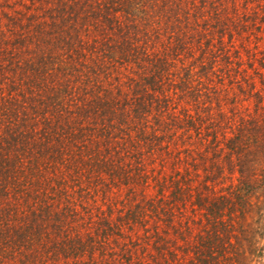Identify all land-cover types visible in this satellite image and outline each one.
Returning a JSON list of instances; mask_svg holds the SVG:
<instances>
[{
  "label": "trees",
  "instance_id": "1",
  "mask_svg": "<svg viewBox=\"0 0 264 264\" xmlns=\"http://www.w3.org/2000/svg\"><path fill=\"white\" fill-rule=\"evenodd\" d=\"M257 1L238 30L223 0L54 1L0 65V264H264V115L225 44Z\"/></svg>",
  "mask_w": 264,
  "mask_h": 264
},
{
  "label": "rangeland",
  "instance_id": "2",
  "mask_svg": "<svg viewBox=\"0 0 264 264\" xmlns=\"http://www.w3.org/2000/svg\"><path fill=\"white\" fill-rule=\"evenodd\" d=\"M54 1L55 0H0V65L4 69H8L10 67L12 61L9 60V57H15L13 52H18L17 47L18 49H22L23 52L26 51L25 53H36L37 32L40 29L38 28V25H42V23L46 20L50 21V15H52V12L55 11V9L53 10L55 3ZM223 2L224 7L228 9L227 15L232 17L230 20L231 27L236 26L238 30L241 25L248 24V22H243V19L244 17L251 15L250 13L254 12V7H252L253 5H250V7L246 6L245 0H223ZM255 5H258V13L256 17L258 19L257 21L259 29H255L254 27L247 28L245 26L243 29H241V31L239 30V32L234 31V36L232 38L228 36L225 38V44L228 42L229 45H232L230 48L232 54L231 60L239 63L236 65V68L240 67L241 65L242 71L240 74L243 73V76L250 79L253 78L255 79L254 82H256V88L247 86L245 89L246 94L243 96L242 100V106L244 107L240 108L242 109L244 116H247L249 113L255 114V112H257V114L262 113L264 115V0H258ZM245 6L248 7L249 11L246 10ZM201 9H203L202 6L198 7L197 11H200ZM213 10V8L209 7L206 13H199L198 15H206L208 13L212 15ZM255 47L258 50H256ZM160 48L163 47L161 46ZM190 48L193 50V46ZM252 49H254L253 52L256 53L258 59H260L261 62L258 63L249 60V55L253 54L251 51ZM186 56L187 55H183V59H185ZM195 56L199 57V54L196 52ZM189 61L192 60L190 59ZM221 61H218L220 64L218 65L217 69H221L219 75L223 76L226 86L216 83L214 84L215 89L213 90L214 85H212L211 89L213 91L211 90L209 98H215V102L217 101L216 97L219 96L222 98L225 95L226 88L229 89V78L227 77L230 64L228 61ZM182 65L179 63V69L183 67ZM250 65H254V67L257 68V71L260 73L256 74ZM243 69L245 70L243 71ZM214 81H217L216 76H214ZM2 83L4 82L0 77V84ZM5 85L6 86L3 84L4 90L2 92L8 93L7 89L10 90V88H7V83H5ZM251 92L252 94H250ZM260 96H262V100H260ZM260 101H263L261 106L262 108L260 107L261 109L259 110L258 107V111H256V106L258 103H260ZM209 102L211 103V100ZM223 103L225 106H219V108H225L228 116H231V104H226L225 102ZM213 105L216 113L218 104L217 107L216 103ZM2 108L3 106L0 100V114H3L1 111ZM5 117L6 116L0 115V123H4L1 121ZM228 183H230V180L227 181V184ZM125 194L126 193H124V196ZM104 208L106 209V206H104Z\"/></svg>",
  "mask_w": 264,
  "mask_h": 264
}]
</instances>
